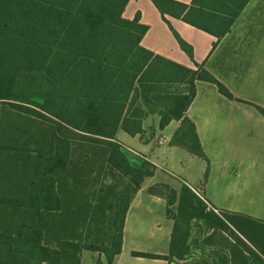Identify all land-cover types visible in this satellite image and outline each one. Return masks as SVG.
Masks as SVG:
<instances>
[{"label":"trees","instance_id":"obj_1","mask_svg":"<svg viewBox=\"0 0 264 264\" xmlns=\"http://www.w3.org/2000/svg\"><path fill=\"white\" fill-rule=\"evenodd\" d=\"M152 1L163 16L183 20L221 39L251 0H194L191 6L173 0ZM129 2L0 0V103L4 126L0 130V164L3 151L13 150L2 138L9 130L6 118L9 112L19 110L25 115L58 123V130L52 131L49 137L50 151H31L38 154V159L49 158L52 162L44 172L46 177L61 170L68 171L71 164L72 137L64 131L69 135L79 134L81 141L102 146L104 155L109 152L107 164L130 178L134 185V194L126 196V201L119 206L122 218L110 247L105 243L81 246L76 242L62 245L58 242L57 247H53L42 223L49 217L54 221L62 217L59 176L41 184V172L35 169L30 174L34 175L31 185L41 184L38 188L31 190L30 182L18 184L14 189L16 197L0 200V256L4 249L18 264H66L71 251L83 249L103 253L107 264H113L123 249L130 203L145 180L156 173L155 165L150 162L144 161L141 167H135L116 137L123 130L132 136L148 138L144 124L152 115L159 116L160 130L173 121L181 122L172 145L208 161L197 127L187 117L197 96V82L214 84L225 97H234L203 66L192 70L142 47L149 27L141 23V14L132 21L124 18ZM175 35L181 48L193 57L191 46L177 33ZM32 75L44 78L45 92L29 93L24 87L19 89ZM40 101L43 103L39 104ZM35 105L39 111L33 107ZM260 110L264 114V110ZM73 171L74 176L80 173L78 168ZM149 191L167 200L168 215L175 221L171 250L168 256L148 253H134V256L170 263L186 259L192 245L198 243L196 239L191 246L188 244L192 226L199 229L198 234L202 232L201 226L193 224L198 219L213 223L257 262L264 264V221L211 208L187 185L180 192L165 185ZM7 209L17 211V217L7 219ZM72 217L75 219L74 214H68V221ZM0 264L12 263L0 257ZM77 264H81V258ZM97 264L104 263L98 261Z\"/></svg>","mask_w":264,"mask_h":264},{"label":"crops","instance_id":"obj_2","mask_svg":"<svg viewBox=\"0 0 264 264\" xmlns=\"http://www.w3.org/2000/svg\"><path fill=\"white\" fill-rule=\"evenodd\" d=\"M173 1L191 6L194 0ZM138 14H141V23L149 27L142 47L192 70L203 66L231 92L234 99L222 95L214 84L197 82V96L187 117L197 127L208 161L193 156L185 148L172 145L181 122L173 121L160 130L159 118L152 119L153 126L147 119L144 128L146 131L150 129L151 135L154 133L153 138L151 135L146 139L141 135L132 136L123 130L118 132L117 142L124 149L140 152L143 162L155 165L156 173L146 179L130 203L123 231V249L113 264H260L227 233L210 221L198 219L193 224L201 226L202 232L198 234V243L192 245L194 254L190 260L170 263L136 257L134 253L170 254L175 221L168 215L167 200L150 193V188L156 185L169 186L177 192L187 185L200 191L211 208L264 221V158L260 157V146L264 147V114L260 110H264V0H251L221 39L183 20L163 16L152 0H130L124 18L132 21ZM175 33L191 46L193 57L181 48ZM1 109L0 104V130L1 126L4 127ZM228 114L235 117L237 132L245 133L253 140L237 143L235 153H226L219 173L213 175V160L206 143L210 139L207 131L213 124V127L221 124V120L215 124L217 116ZM204 117L205 123L202 121ZM258 129L262 137L258 135ZM255 130L256 134L252 135ZM212 141L215 147L223 144L217 138ZM180 156L184 161L201 160L207 164L195 178L189 179L196 186L186 180L175 186L176 182L163 174L166 171L162 163L177 167L174 160H180ZM75 209L77 211V202ZM76 211L69 213L70 216L75 215V222ZM71 220L74 221L73 217ZM87 255L90 256L87 251L81 254V264H95V256L86 260ZM102 261L107 264L104 258Z\"/></svg>","mask_w":264,"mask_h":264},{"label":"rangeland","instance_id":"obj_3","mask_svg":"<svg viewBox=\"0 0 264 264\" xmlns=\"http://www.w3.org/2000/svg\"><path fill=\"white\" fill-rule=\"evenodd\" d=\"M26 88L29 93L45 92L47 90V84L41 76H28L25 83L20 84L19 89ZM26 92V90H24ZM40 101L39 104H42ZM1 104V103H0ZM36 110H40L37 105L33 106ZM24 111H12L9 112V117L6 118V127L9 121V130L3 133V142L8 145V148L12 147L11 151H3L4 156L1 159V173H0V200H4L10 197H16L14 189L18 184L23 185L26 182L32 184L34 175L30 176L35 169H38L40 174V183H48L49 178L58 177V188L60 195L63 199V212L62 217L57 218L55 221L53 218H48L43 224L46 227L47 239L53 247H57L58 242L64 243H78L81 246L85 244H91L94 246H100L103 243L107 247H110L114 243V239L118 234V227L120 225L119 206L126 201V196L134 194V185L131 183L130 178L124 176L122 173L113 170L107 164V158L109 152L104 155L102 146L91 143L90 141H81L74 133H66L70 138V144L72 145V158L68 171H59L55 175L45 176L47 166H51L52 162L49 158L38 159L37 153L31 151L39 149L41 151H50L49 137L51 132L58 130V124L51 119H42L41 117L29 114L25 115ZM159 118L158 115H152L148 118V122L152 125L153 120ZM160 119V118H159ZM233 119V120H230ZM221 120V124H216ZM200 121V120H199ZM205 123V117L202 118ZM235 117H231L228 114L225 117L217 116L215 118L216 126L209 127L208 151L211 155L213 163L211 164L212 174L215 175L218 172L221 165L224 164L226 153H235L237 143H245V141H251L245 133L237 132L236 124L234 123ZM153 126V125H152ZM61 130L63 127H60ZM207 129V127H206ZM258 135L263 136L262 132L258 129ZM150 129L147 131V136H150ZM256 134V130L252 135ZM74 135V136H73ZM37 136V140L35 141ZM217 138L220 143L217 147L214 146L212 139ZM119 142V141H118ZM120 143V142H119ZM226 145V146H224ZM225 147L221 149V147ZM163 148V147H161ZM165 148V147H164ZM134 151L128 153L127 151ZM127 153L131 163L139 168L143 164V156L139 155L135 150L124 149ZM33 157V158H30ZM260 157L264 158V147L260 146ZM175 159L177 167L171 164L162 163L164 165L165 174L168 178L175 181V186L183 183V180L196 186L190 178H195L201 170L207 164L204 161L198 160L184 161L181 159ZM80 173L74 176V169ZM210 168V167H209ZM210 172V169H209ZM146 181V180H145ZM145 183V182H144ZM39 184V186L41 185ZM191 185V186H192ZM39 186L31 185V190L38 188ZM164 185H156L158 190ZM152 187V188H154ZM151 189V188H150ZM200 189V188H199ZM194 192V191H193ZM167 193V192H165ZM21 195V194H20ZM19 195V196H20ZM77 197L75 198V196ZM203 196V195H202ZM201 200H203L201 198ZM204 201V200H203ZM75 202H77V211L75 209ZM6 208V207H4ZM5 209L2 208V212ZM6 214L7 219L17 217V211L11 209ZM73 211L77 212V221H68L66 217ZM75 218V217H74ZM4 224L9 222L4 221ZM71 226V227H66ZM5 228V227H4ZM199 229L192 226L191 235L188 241L190 246L194 244V241L198 237ZM3 249V248H2ZM190 255L184 260H175L178 263H183L191 259L194 254V249H191ZM85 250H73L71 251L70 258L66 264H77L78 259L81 258V254ZM86 260H91V256H95V263L102 261V258L107 259L103 253L87 251ZM4 260L12 264H18L16 260L10 258L6 251L3 249L1 256Z\"/></svg>","mask_w":264,"mask_h":264},{"label":"built area","instance_id":"obj_4","mask_svg":"<svg viewBox=\"0 0 264 264\" xmlns=\"http://www.w3.org/2000/svg\"><path fill=\"white\" fill-rule=\"evenodd\" d=\"M192 190L194 191V193H195L197 196H199L200 198H202V199L204 200V198H203L202 194L200 193V191H198V190H196V189H192Z\"/></svg>","mask_w":264,"mask_h":264}]
</instances>
